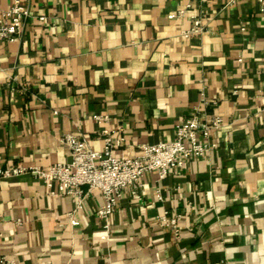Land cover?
Masks as SVG:
<instances>
[{"label": "crops", "instance_id": "1", "mask_svg": "<svg viewBox=\"0 0 264 264\" xmlns=\"http://www.w3.org/2000/svg\"><path fill=\"white\" fill-rule=\"evenodd\" d=\"M22 1V38L0 42V264H264L258 0ZM193 116L222 117L217 147L163 180L147 174L106 222L99 192L78 205L34 174L69 161L66 134L102 151L108 130L121 158ZM165 212L181 216L177 233Z\"/></svg>", "mask_w": 264, "mask_h": 264}, {"label": "built area", "instance_id": "2", "mask_svg": "<svg viewBox=\"0 0 264 264\" xmlns=\"http://www.w3.org/2000/svg\"><path fill=\"white\" fill-rule=\"evenodd\" d=\"M258 3L264 13V0H258ZM183 13L181 11L179 15ZM31 17L28 5L22 0H12L10 8L0 15V42L13 43L21 39ZM38 20L46 22L47 18L40 17ZM200 26L201 20L194 19L191 33H198ZM95 119L102 120L101 117ZM222 124L221 116H215L208 122L193 116L177 126L173 140L153 145L140 144L136 155L121 158L114 154L116 144L112 142L108 130L103 131L106 146L102 151L93 150L84 138L66 134L62 141L70 149L69 161L53 165L47 171L35 170L34 174L44 179L50 189L56 188L60 194L74 196L78 205L82 203L84 196L99 192L103 204L96 209V214L106 222L126 190L133 195L139 194L142 180L147 174L155 173L163 180L174 170L182 169L188 162L202 159L214 150L217 144L212 142V134ZM117 145H121V142ZM12 172L20 173L21 170L14 169ZM4 175L9 176L10 171ZM180 217L165 212L160 216L159 223L171 227L177 233ZM71 223L78 225L73 219Z\"/></svg>", "mask_w": 264, "mask_h": 264}]
</instances>
